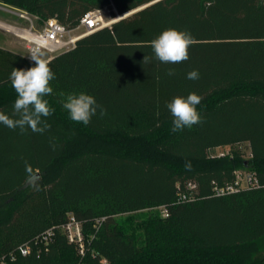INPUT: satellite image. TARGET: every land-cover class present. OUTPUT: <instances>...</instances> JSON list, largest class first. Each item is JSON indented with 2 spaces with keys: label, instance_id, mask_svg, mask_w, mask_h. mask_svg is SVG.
I'll return each instance as SVG.
<instances>
[{
  "label": "trees",
  "instance_id": "1",
  "mask_svg": "<svg viewBox=\"0 0 264 264\" xmlns=\"http://www.w3.org/2000/svg\"><path fill=\"white\" fill-rule=\"evenodd\" d=\"M0 3L68 30L91 11L108 8L115 18L137 10L49 61V130L20 134L0 124V264H264V0ZM168 28L194 37L189 60L143 64L150 42ZM32 66L0 48V111L13 113L12 69ZM192 70L198 80L186 78ZM80 92L106 115L98 109L86 126L71 121L62 102ZM192 92L203 98V122L173 133L166 105ZM243 143L249 159L237 150L212 154ZM25 162L41 177L39 190L25 183ZM240 170L254 173L258 185L213 195ZM190 193L195 201L178 202ZM70 215L84 226V257L61 229ZM50 228L54 240L45 249L36 238ZM27 242L32 251L21 256Z\"/></svg>",
  "mask_w": 264,
  "mask_h": 264
},
{
  "label": "clouds",
  "instance_id": "2",
  "mask_svg": "<svg viewBox=\"0 0 264 264\" xmlns=\"http://www.w3.org/2000/svg\"><path fill=\"white\" fill-rule=\"evenodd\" d=\"M194 43V37L187 30L165 29L150 42L152 56L145 55L143 64L149 63L152 59L165 64L186 62L190 58L189 49ZM28 55L34 66L27 69L13 68L10 73L9 80L16 93V99L12 116L0 111V124L11 130L19 129L20 134H24L29 128L33 133L43 134L51 127L46 118L54 113L46 97L53 93L51 81L55 79V73L49 61L43 58L45 54L39 45L30 48ZM167 74L171 76L175 73L170 69ZM186 78L198 80V70L188 72ZM202 99L200 95L192 92L187 97L176 96L167 103L166 107L173 117L171 128L173 133L186 128L191 129L203 122L201 113L197 110ZM62 107L67 111L71 121L85 126L91 122L98 109L100 116L106 115V109L97 103L94 96L85 92L67 95ZM185 168L191 170V163H186ZM25 170L27 174L25 183L39 190L38 181L41 177L27 162Z\"/></svg>",
  "mask_w": 264,
  "mask_h": 264
},
{
  "label": "built area",
  "instance_id": "3",
  "mask_svg": "<svg viewBox=\"0 0 264 264\" xmlns=\"http://www.w3.org/2000/svg\"><path fill=\"white\" fill-rule=\"evenodd\" d=\"M104 10V9H103ZM103 10H95L87 13L81 19L79 26L74 30H68L64 25L59 23L56 19H49L43 22L40 29L35 32L31 31H14V33L26 43L27 58H29V49L32 47L40 46L44 54L48 55L46 60L50 61L52 58L60 54L64 50H69L74 47L75 43L98 30L106 27H111L116 21L105 20ZM21 16L26 20H30L31 17L37 18L27 12L22 11ZM76 30H80L78 35H74ZM222 156V155H221ZM258 185L257 178L254 173L248 171H237L235 174V181L224 187L215 186L213 188V195L217 197H223L230 194L240 192L242 189L255 188ZM190 190H194L195 186L190 185ZM197 198L190 194H183L179 196L178 202H191ZM169 216L166 209H163V217ZM100 226V221H97ZM63 233L66 235L68 241L74 244L82 257L85 256V236L84 226L82 222L78 221L73 215H70L65 225L61 227ZM55 235V228H50L36 238L37 243H42L47 249L48 245L53 242ZM21 256H28L32 247L29 242L20 245L17 249ZM103 264H107L106 260L102 261ZM77 264H82L77 263Z\"/></svg>",
  "mask_w": 264,
  "mask_h": 264
},
{
  "label": "rangeland",
  "instance_id": "4",
  "mask_svg": "<svg viewBox=\"0 0 264 264\" xmlns=\"http://www.w3.org/2000/svg\"><path fill=\"white\" fill-rule=\"evenodd\" d=\"M137 11V10H136ZM134 11V12H136ZM21 10L3 5L0 3V48L12 51L14 53H17L25 58H27V49H26V43L21 40L14 31H31L35 32L38 29H40L43 25V22L39 20L38 18L31 17L30 20H26L21 16ZM134 12H130L126 15H117L115 17L116 22L130 16ZM103 14L105 17V20H112L111 10L108 8H105L103 10ZM80 33V30H76L73 34L78 35ZM67 51V50H64ZM62 51V52H64ZM61 52V53H62ZM48 55H44V59H46ZM240 151L245 159H249L251 157V149L250 145L248 143L243 144H236L233 146H226V147H219L216 148L213 151V155L215 156H221L228 153H231L232 151ZM131 216V215H126ZM142 228V226H141ZM64 259L67 262H73L75 259V255L71 252H66L64 254Z\"/></svg>",
  "mask_w": 264,
  "mask_h": 264
},
{
  "label": "water",
  "instance_id": "5",
  "mask_svg": "<svg viewBox=\"0 0 264 264\" xmlns=\"http://www.w3.org/2000/svg\"><path fill=\"white\" fill-rule=\"evenodd\" d=\"M115 22H116V21H115ZM115 22H114V23H115Z\"/></svg>",
  "mask_w": 264,
  "mask_h": 264
}]
</instances>
